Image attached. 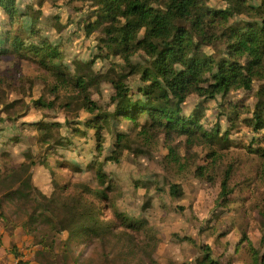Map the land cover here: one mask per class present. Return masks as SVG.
Masks as SVG:
<instances>
[{
	"label": "trees",
	"instance_id": "1",
	"mask_svg": "<svg viewBox=\"0 0 264 264\" xmlns=\"http://www.w3.org/2000/svg\"><path fill=\"white\" fill-rule=\"evenodd\" d=\"M18 1L0 0L10 25L0 59L16 60L19 73L34 74L48 93L29 99L0 76L10 119L34 108L33 120L6 131L18 135L8 143L18 147L24 161L0 172V222L5 229L20 228L37 249L31 261L16 264H160L166 243L152 237L147 221L130 220L113 200L119 186L107 167L134 140L147 141L151 160L163 167L170 197L178 195L181 178L193 170L202 184L220 186L216 206L228 205L227 196L235 191L242 197L249 188L256 192L264 186V0H31L39 11H52V27L69 13H89L87 25L96 32L99 49L90 64L103 60L106 71L90 80L73 73L65 51L39 41L34 27L30 32L15 28ZM133 79H139L136 91ZM108 86L114 93L103 106ZM61 91L82 99L91 118L60 120L55 107ZM191 93L198 113L221 96L219 119L208 125L197 113L185 114ZM222 118L251 131V141L224 130ZM150 140L161 145L150 146ZM221 140H234L253 158H240L239 151L229 157L219 149ZM90 142L94 159L83 154ZM251 171L255 174L246 175ZM77 173L93 174L97 196L81 188ZM256 207L264 217V200ZM189 211L194 222L196 210ZM247 239L244 234L238 249L246 250L249 264H264V231L255 245ZM88 246L95 247L94 257L82 261L79 250ZM17 248L13 253L19 257ZM199 248L198 264H220L208 242Z\"/></svg>",
	"mask_w": 264,
	"mask_h": 264
},
{
	"label": "rangeland",
	"instance_id": "2",
	"mask_svg": "<svg viewBox=\"0 0 264 264\" xmlns=\"http://www.w3.org/2000/svg\"><path fill=\"white\" fill-rule=\"evenodd\" d=\"M17 9H18V16L15 19V28L20 31L30 32L31 29L34 27L36 33L38 35L40 33L38 37L39 41L43 39V41L46 42L52 49L60 48L61 50L65 51L68 54L67 58L65 59V62L72 67V71L74 74L82 75L89 80L97 75L105 74L106 71H104V69L102 68L104 64L103 60H98L97 63L90 64L92 55L97 54L99 49L95 47L96 32L94 31V28H91L90 26L87 25V20H88L87 18L89 16V13H83L82 11L80 13H69L66 16H64L61 20H59L55 24V26L52 27V19H51L53 16L52 11L51 12L39 11L38 7L34 3H32L31 0H19L17 4ZM5 20L6 17L4 16L3 11L0 9V43L5 42V37L3 36V34H5L6 30L10 28V25L7 24ZM243 23L244 21L241 22V24ZM114 50L115 48H113V51ZM21 67L22 65H20L16 60L0 59V76L6 77V79L8 80V88L10 89V88L19 87L22 91L27 93L29 99L33 98V100H37L38 98L41 97V95L47 94L48 92L47 90H45L43 85L33 77L35 76L34 74L30 72L19 73L21 71ZM138 82L139 79H133L131 82L132 89L134 88V91H136V86ZM113 93H114V87L108 86L104 90V97L100 102V104L103 106H107L109 104V96H111ZM6 96L7 95L4 91H0V172L1 173L6 172L8 169L17 166L24 161L18 147L8 143L10 139L17 140L18 135L16 134L13 135L11 133L9 134L6 131L7 130L14 131L20 125V122L30 121L34 119L30 113V111L31 110L33 111L34 108H32L31 110L27 109L25 111V114L22 115L21 117H18L17 119H10V117L13 116V114L10 113V109L7 106L8 102L6 101ZM11 96L15 97V94L13 93ZM196 98L197 97L195 96L194 93L190 94L188 101L185 105V114L189 115L192 112L197 113L200 116V118L203 120V122H207L208 125H210V122H214L219 119L217 107L223 101L221 96H219L216 101L210 103L209 105L210 109L208 108L207 110H203L201 113H198L197 111L198 108H197ZM109 108L110 107H107L106 111H109ZM55 111H56V115L62 121L70 120V121H77L79 123H84L91 118V116L88 114L87 110L85 109V103L82 101V99H80L77 96L71 95L65 91H61V97L60 100L56 103ZM23 116L26 117L23 118ZM220 120L222 121L223 129L230 131V134L233 137L235 138L244 137L246 141H251L253 137L251 131L244 129L241 126L236 125L232 122H230L229 124L224 118ZM135 141L136 140L129 143L130 146L127 150L125 149L123 151L118 152L116 154V161L110 164L111 166L109 165L107 167V169L113 171V173L116 174L117 172L120 177L124 176L127 181L122 183L124 185H120L119 182L116 181L119 187L117 188L118 191L114 193L113 196V200L115 204H116V198L121 194V192L123 190L129 192L131 186L133 187V191L137 190L136 193H139L143 189H146L149 191L148 194L150 193V190L154 188L156 183H159L163 189L166 188L167 180L165 177V173L163 172L164 171L163 167L162 165L156 164L154 160H151L150 155L152 153H151V149L146 147L147 141L146 142L140 141L137 143H135ZM92 144L93 142H90V144L84 146L83 148V154L86 155V157H89L90 159H94V157L96 156V152L91 154L92 151L94 150ZM160 145L161 142H158L157 140H150V146L159 147ZM170 146L171 143H169V147ZM259 146L260 145H255V148H258ZM219 149L223 150V152L227 154L229 157L230 156L232 157L235 153H238V151L241 152L238 153L240 158L241 157L245 158V155H249L248 150L239 148L234 140L232 141L221 140L219 144ZM166 151L167 150H165L164 152ZM141 152H144V154H141ZM197 152L200 153L201 158H204L205 156L204 151L198 150ZM250 157L253 158L252 156ZM68 161L73 162V160L70 159H68ZM137 161L140 162V164H138ZM254 164L255 162H251V166H253ZM157 172H162L164 180H161L160 182H155L154 180L148 182H141V185H139L138 182L131 181V180H136L137 175L148 176L152 173H157ZM191 173H193L195 176L194 170L191 171L190 174ZM251 174H255V172L251 171L246 175L252 176ZM235 175L239 176L238 168L235 169ZM74 176L76 179L80 181V184L82 185L81 188L83 189L86 188L87 192L90 193L92 196H97V192L95 191V187H94L96 181H93L92 173H77ZM182 180L183 178H181V182ZM88 183L89 186L87 187ZM100 184H103V187H106L108 186L109 183L100 182ZM248 191L250 192H247L242 197L238 196L237 191L227 196L226 200L230 203L225 206H233L234 208V210L231 209V213L233 212L230 215L231 221L230 223H226V221L219 222L218 224L215 225V227H211V224L216 222V220L218 219V216L214 214L213 203L212 202L209 204L197 203L199 206V210H196V213L200 212L203 214V217L206 218V222L205 223L202 222V227L205 226V228L201 227L199 231L201 237V241H200L201 243L202 242L214 243L217 238L218 239L220 238L218 236L223 235L224 233L225 234L222 237L228 236V239H235L238 242H240L244 234H246L248 237L247 234L249 229L248 224H251L252 221H254V218H250V217L255 211H257L255 210L257 209L256 207L257 202L264 200V186L261 187L256 192L253 191L252 187L249 188ZM148 194L146 195V201L149 200L147 199ZM161 196L164 197V194L161 193ZM165 197H168V195H165ZM243 199H245L246 201H243ZM166 204H170V200H167ZM204 205L208 206L207 210H205ZM144 208L145 206L143 207V209ZM8 209L9 206L6 205L5 210ZM178 209L176 208V210L179 213H181ZM161 211L162 209H159L157 213L158 216L162 214ZM224 211L225 208L223 207L217 213L222 214ZM184 213L185 215L188 213L187 217H190L191 215V212L188 209ZM257 217L260 220H262L261 217L263 216L261 215V217L260 216ZM208 220H212L210 221L212 223L208 222ZM12 222L15 225L18 224L17 221L15 220H12ZM0 223L3 226V227L0 226V233L1 232L4 233L5 222H0ZM206 226H209L211 229H208V227ZM11 228L12 227L10 226L8 227V229H5L7 230L6 231L7 243L9 242L8 235L11 234ZM259 236L257 242L259 241ZM152 237H154L157 240H160L158 237H156L153 234V231H152ZM249 238L247 240L251 241L249 240ZM240 248L242 249V252L245 253L246 250H244L243 247L239 246V249ZM79 252L83 253L82 261L88 260L90 259V257H94L95 247H90V246L81 247ZM159 263L161 264L160 261Z\"/></svg>",
	"mask_w": 264,
	"mask_h": 264
},
{
	"label": "crops",
	"instance_id": "3",
	"mask_svg": "<svg viewBox=\"0 0 264 264\" xmlns=\"http://www.w3.org/2000/svg\"><path fill=\"white\" fill-rule=\"evenodd\" d=\"M111 172L120 185H124L122 183L127 182L124 176L120 177L117 172L116 174L113 171ZM136 178V180L131 181L138 182L139 185H141V182L153 180L160 182L164 180L162 172L152 173L148 176L137 175ZM136 191H133L132 186L129 192L123 190L116 198V205L130 220L147 221L152 228L153 234L166 243V249L160 259L161 264H198V261H201L203 257L199 248L201 244L199 231L202 227V222L204 223L203 220H206V218L199 212L195 214V221L192 222L190 217H187L188 213L186 215L184 213L187 209L189 210L192 207L193 210H199L197 203L209 204L212 202L214 205V214L218 216V219L211 224V227L213 225L215 227L219 222L226 221V223H230L231 221L230 215L233 212L230 213L228 211V206L224 204H217L216 206L220 186L210 187L204 185L195 178L193 173L183 178L178 187L179 192L177 196L165 197V195H168V192L159 183H156L149 194V191L146 189H143L139 193H136ZM161 193L164 194V197L161 196ZM147 194V199L149 200L146 201ZM167 200H170V204H166ZM144 206L145 208L143 209ZM177 207L185 208L184 212L182 214L179 213L176 210ZM223 207L225 211L222 214H218L217 212ZM230 207L233 208V206ZM204 208L207 210L208 206L204 205ZM159 209H162L160 216L157 214ZM255 212L250 217L254 218V221L248 224L249 229L247 233L248 238L250 236L249 240L253 244L257 242L258 236L264 231V217H261L258 211ZM257 216H260L262 220ZM202 228H205V226ZM0 234L3 235V247L0 248V264H16L19 260L31 261L34 258L37 249L31 246L32 238L22 236L20 228L16 229V231L11 229V234L8 235V243L6 231ZM174 234H178L179 236L176 237ZM185 237L191 238L192 240H182ZM208 243L212 246L213 257L218 263L249 264L247 255L242 252L241 248H237L239 243L237 240L228 239V236H224L216 239L214 243ZM15 245L18 246L17 254L19 257L13 253V247ZM31 264L35 263L32 262Z\"/></svg>",
	"mask_w": 264,
	"mask_h": 264
}]
</instances>
